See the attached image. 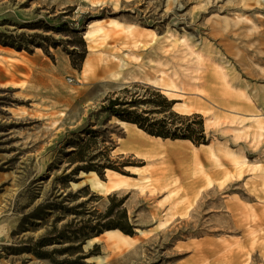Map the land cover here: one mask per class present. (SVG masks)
<instances>
[{
	"label": "rangeland",
	"instance_id": "obj_1",
	"mask_svg": "<svg viewBox=\"0 0 264 264\" xmlns=\"http://www.w3.org/2000/svg\"><path fill=\"white\" fill-rule=\"evenodd\" d=\"M93 21L108 29L121 25L95 51L85 39ZM129 26L134 27L132 37L121 34ZM139 31L153 38L141 41ZM0 39L22 46L0 49L31 60L10 75L0 69L6 75L0 77V264H194L202 260L193 259L198 246L220 245L226 251L246 241L251 224L243 218L264 210L259 190L264 181V0H0ZM91 56L112 73L142 59L151 61L156 81L173 84L177 92L169 98L160 86L85 82L84 62ZM134 84L133 93L147 97V87L157 89L176 102L179 114L202 115L205 145L214 147L219 164L204 155L192 161L182 155L165 157L161 169L148 172L159 159L138 156L136 150L148 155L156 149H138L116 118L97 113L106 97ZM183 106L192 112L181 113ZM258 121L262 129L256 127ZM87 124L105 131V146L117 151L110 150L111 163L125 176L118 179L131 183L110 193L127 197L133 227L129 236L140 238L119 255L106 242L85 249L107 230L87 238L79 251L78 244L68 241L37 247L54 217L46 225L37 219V226L24 224L37 207L64 191L55 180L70 172L66 154L73 147L68 141ZM119 146L126 152L118 151ZM231 159L244 164L233 167ZM198 163L211 183H201L185 217L156 230L170 207L167 196L173 187L166 188L167 181H182L181 196L193 193L187 174ZM81 173L65 194L85 189L86 197L73 204L91 198L88 208L103 214L109 194L92 190ZM144 176L153 177L154 192L142 194L135 187L144 184ZM99 178L108 181L105 175ZM72 218L60 221L58 228ZM106 222L97 219L92 225ZM209 264H264V249Z\"/></svg>",
	"mask_w": 264,
	"mask_h": 264
},
{
	"label": "trees",
	"instance_id": "obj_2",
	"mask_svg": "<svg viewBox=\"0 0 264 264\" xmlns=\"http://www.w3.org/2000/svg\"><path fill=\"white\" fill-rule=\"evenodd\" d=\"M0 45L22 49V46L14 42L1 39ZM132 87H138V85L125 87L119 93L106 97L97 113H107L109 117L116 118L118 121L136 125L153 137L188 140L196 146L207 143L202 115L179 114L174 111L176 102L160 94L157 89L147 87L149 93L147 97L139 92L133 93L130 89ZM104 133V130H94L91 125L87 124L72 134V139L68 142L73 149L66 154L70 172L68 174L64 172L55 180L64 191L55 196L52 201L37 207L34 213L27 217V222L24 220V224L37 226L36 219L41 221L40 225H46L49 223V218L54 217L51 230L39 241L38 248H44L52 241L58 243L68 241L78 244L77 250L80 251L87 238L99 236L106 230H120L124 234L133 235V227L125 206L127 197L119 198L116 193L109 194L106 197L109 203L108 208L100 214L97 209L92 211L88 208V203L93 201L91 198L73 204L82 197H86L85 189L65 194L69 183L80 172H96L99 176H103L106 169L122 172L120 167L111 163L109 154L110 150L114 151V148L110 149L111 147L105 146L107 138ZM96 198L98 201L104 199L103 197ZM68 216H73V218L59 229L58 223ZM97 219H104L107 222L93 226L92 224H95ZM63 250L65 249L61 251ZM77 260L74 263H77Z\"/></svg>",
	"mask_w": 264,
	"mask_h": 264
},
{
	"label": "bare ground",
	"instance_id": "obj_3",
	"mask_svg": "<svg viewBox=\"0 0 264 264\" xmlns=\"http://www.w3.org/2000/svg\"><path fill=\"white\" fill-rule=\"evenodd\" d=\"M96 4H99L97 2ZM99 21H93L90 23L86 33H85V39L89 43V48L92 51H95V49L108 40L113 38L114 29L113 28H121V25L118 23H115V26L112 27V29L105 28L98 23ZM133 26H129L126 28H123L121 31V34H127V36H133ZM0 51L4 55H0V69L3 67V70L5 71L6 75L12 74V71L17 70L18 65L22 64H29L31 60L24 54L16 52L12 49H0ZM95 54V52H94ZM95 56L88 57L84 62V74L85 82H93L97 78V73L100 68V65L97 63ZM1 71V70H0ZM5 74L0 73V77H5ZM153 84H156L157 86H160L164 89L163 93L168 96L169 98H174V94L177 92L176 87L173 84L166 83L164 81L159 80L153 81ZM4 86H8L7 84ZM187 106H183L180 108L181 113L184 114H190L192 111L188 110V108H185ZM183 111V112H182ZM179 112V111H178ZM64 116V112L59 113V117ZM56 123V121H55ZM121 124L122 128L126 131L129 138H131L132 142L135 143L138 149H140L142 146L150 145L151 147L155 148L153 154H143L140 152V150H136L138 156L145 157L147 159H159L160 162H155L150 165L148 172H153L156 169H161L165 162L161 161L165 157H168L169 159L179 157V156H186L189 158V160H199V157L201 155H204L205 157L211 159L214 164L217 166L219 164L220 157L217 155V153L214 150V147L212 145H201L199 147H195L192 145V143L188 140H172V139H162L150 136L146 134L144 131L139 129L136 125H132L126 122H119ZM258 128L262 129L263 125L262 122H256ZM115 151V150H114ZM118 151L120 152H126L124 148H119ZM117 152V151H115ZM231 163L233 167H238L241 164H244L243 162H239L237 160H232ZM200 163H198V166H196L193 169H190V172L187 174V180L188 186L191 187L193 193L185 194L183 196V189L181 186L182 181L180 179H170L167 181L166 188L173 187V190L170 192V194L167 196V203H169L170 207L167 212L166 218L161 219L159 221L158 227L156 230H161L163 228H166L170 226L173 222L176 220L183 218L187 215V211L189 208L194 204L196 201V198L198 197L199 193L198 190L200 188L201 183H207L212 181V178L206 174L205 170L201 166H199ZM82 176H86L85 180L83 182L88 183L92 190L97 191L101 194H110L111 192L120 189V188H128L131 186V183L127 181L126 179H118L120 177H125L121 175L120 173L113 171V170H107V179L108 181H102L96 172H90L88 174L81 173ZM120 176V177H119ZM142 182L143 185L140 184L135 187L143 194L147 191L154 192L155 188L152 187L154 184L153 177L144 176ZM224 184L221 183L220 186H223ZM264 193V181L261 183L260 189ZM245 224H251L248 231V237L246 241L240 242L233 247H230L229 250H226L221 247L220 245H214V244H208V245H202L198 246L196 248V255L193 259H202L201 261H197L194 264H209L210 262H214V260L222 261L228 257H232L235 261L243 258L248 254V252L255 248L259 247L261 249H264V228H261L264 226V210H262L259 213L252 214L251 216H246L243 218ZM244 224V225H245ZM252 228V229H251ZM261 228V229H260ZM141 235H144L145 232L139 231ZM140 241V238H133L129 235L123 234L119 230H109L106 231L101 237H97L90 241L89 245L93 243H101L106 242L109 243L111 247L112 254H122L126 252L127 250L133 248L138 242ZM110 255H107L103 258V260H106ZM211 257V258H208ZM212 259V260H211ZM214 259V260H213Z\"/></svg>",
	"mask_w": 264,
	"mask_h": 264
},
{
	"label": "crops",
	"instance_id": "obj_4",
	"mask_svg": "<svg viewBox=\"0 0 264 264\" xmlns=\"http://www.w3.org/2000/svg\"><path fill=\"white\" fill-rule=\"evenodd\" d=\"M136 35L142 37L141 41H150L153 38L150 32L139 31ZM145 63H147V65ZM98 77V82L112 80L118 83H143L157 87L156 84H153V81L156 80V69L152 67L151 61L147 62L145 59H142V61L137 64L126 65L122 70L115 73H112L106 67H102L98 70L97 78ZM85 78H87V76ZM119 148L120 146L118 149Z\"/></svg>",
	"mask_w": 264,
	"mask_h": 264
},
{
	"label": "water",
	"instance_id": "obj_5",
	"mask_svg": "<svg viewBox=\"0 0 264 264\" xmlns=\"http://www.w3.org/2000/svg\"><path fill=\"white\" fill-rule=\"evenodd\" d=\"M119 122H121V121H119ZM119 125H121L120 123H119ZM107 170L108 169H106L105 170V172H104V175L105 176H107ZM80 175V173H78V176ZM78 180H82L80 177L79 178H77ZM90 243V242H89ZM89 243H87V245L85 246V249H88L89 247H92L93 245H95V244H98V243H93V244H91V245H89Z\"/></svg>",
	"mask_w": 264,
	"mask_h": 264
}]
</instances>
